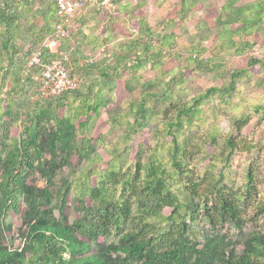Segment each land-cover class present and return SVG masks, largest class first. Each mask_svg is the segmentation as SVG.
Returning a JSON list of instances; mask_svg holds the SVG:
<instances>
[{"label":"trees","instance_id":"trees-1","mask_svg":"<svg viewBox=\"0 0 264 264\" xmlns=\"http://www.w3.org/2000/svg\"><path fill=\"white\" fill-rule=\"evenodd\" d=\"M42 1L56 16V0ZM102 1L86 4L70 24L71 35L58 42L59 51L70 60L77 87L54 97L32 100L42 85L43 66L61 57L42 48L59 19L56 16L51 32L45 30L27 45L29 40L21 36L19 24L26 6L34 0H0V51L5 61V66H0V264H264V231L257 227L245 230L240 207L244 195L251 197L257 193L252 172H247L238 191L223 182L221 167L218 176L211 175L203 189L189 169L193 150H202L206 142H216L220 134L216 115L208 122L202 105L212 96L229 97L239 77L248 75L256 65L264 66V59L255 55L248 58L245 68L231 72L226 85L211 86L185 102H171L163 112L161 126L153 131L151 147L138 144L133 167L123 170L109 165L97 171L91 183L85 175L81 176L75 193L77 217L69 220L68 197L75 184L60 173L67 164V155L71 153L79 163L90 146L102 141L101 137L91 140L85 134L93 114L101 108V104L89 100L97 96L100 87L115 86L126 68L109 63L108 58L97 63L83 59L87 33L82 26L76 27L74 21ZM194 3L182 0L179 12L184 13ZM258 6L255 3L238 7L235 14L253 13ZM139 25L137 45L144 53L149 52L156 39L161 47L151 55L157 57L164 47L162 38L148 29L143 19H139ZM246 30L243 29L248 33ZM38 50L43 54L40 64L28 67L29 57ZM192 61L199 70L212 68L210 60L193 57ZM144 62L139 60L135 66L142 67ZM9 79L11 83L7 85ZM171 90L172 85H168L139 97L131 108L132 122L126 127L128 140L145 130L150 103ZM65 101L78 103L83 110L81 116L73 118L79 134L69 151L64 145L70 133L57 113ZM255 108L264 118V105ZM81 117L84 119L80 120ZM114 120L118 119L111 123ZM249 120L250 114L245 111L233 121L225 139L227 151L213 154V167L222 159L228 161L237 150L233 133L240 132ZM15 128H19L16 134ZM193 133L197 135L194 137ZM131 152V147L124 146L115 160L126 164ZM144 154L148 155L147 160L143 159ZM35 173L44 186L37 184ZM29 176L32 178L27 180ZM18 192L23 196L25 210L16 200ZM185 194L189 197L183 202L181 195ZM260 203L264 215V200ZM165 208L171 209L168 217L163 213ZM10 209L21 214L25 225L21 229L23 244L16 249L3 243L2 218ZM165 220L167 228L161 224ZM223 221L236 230L234 239L220 231ZM203 222L209 224L207 230ZM127 224L130 230L116 241L106 242L112 228L120 230Z\"/></svg>","mask_w":264,"mask_h":264},{"label":"rangeland","instance_id":"rangeland-1","mask_svg":"<svg viewBox=\"0 0 264 264\" xmlns=\"http://www.w3.org/2000/svg\"><path fill=\"white\" fill-rule=\"evenodd\" d=\"M114 1L115 3H111V0H103L99 6L85 11L74 21L76 27L82 26L87 33V43L82 49L85 61L93 60L97 63L108 58L109 63H117L126 68L124 67L115 86L108 89L100 87L97 96H92L89 100L93 104H101V108L98 114H93L85 134L91 140L101 137L102 141L95 147L90 146L87 155L79 163H76L71 153L67 155V164L60 173L61 177H68L75 184L68 197L69 208L66 213L69 220L77 217L74 209L75 193L81 176L85 175L91 183L97 171L106 169L109 165L114 164L116 169L123 170L127 166L133 167L134 152L138 144L144 143L151 147L153 131L161 126L163 112L171 102H185L211 86L226 85L231 72L245 68L251 55L264 59V0H194L195 3L184 13L179 12L182 0ZM255 3L259 6L253 13L247 11L235 14L238 7ZM139 19H143L147 28L162 38L160 41L162 40L164 47L161 48L160 55L157 53V57L156 54L151 55L161 47L156 39L149 52L144 53L141 45H137ZM55 21L56 16L48 8V4L42 0H34L23 12L19 32L22 37H27V45H30L45 30L51 32ZM245 28L248 33L243 31ZM16 44L21 43L17 40ZM193 57L212 61L211 70L195 68ZM139 60L145 61L142 67L135 66ZM0 66H5L1 51ZM68 66L72 71L70 60ZM9 81L7 85L11 83V79ZM168 85H172L171 92L150 103L145 130L128 140L126 127L128 122H132V106L144 92L166 89ZM38 98L36 93L32 95V100ZM260 105H264V66L256 65L248 75L236 80L235 91L229 97L212 96L202 105L201 110L208 122L216 115L220 134L216 142H206L202 150H193L189 169L203 189L211 175L218 176V169L221 167L223 182L238 191L245 175L251 171L257 193L251 197L244 195L240 202L242 217L245 219L244 229L257 227L264 231V215L260 211V201L264 200V118L261 111L255 108ZM245 111L249 112L250 120L240 132H234L232 137L237 150L228 161L222 159L217 167H213L211 157L219 151H227L225 139L233 128V121ZM82 112L78 103L71 104L68 101L57 110L70 133L64 145L68 151L79 134L77 122H73V118L81 116ZM113 119H121L123 123L114 120L113 124ZM18 131L19 128H15L13 133ZM196 135L193 133L194 137ZM170 139L169 137L167 141ZM124 146L132 148L126 164L115 160ZM147 157L144 154L143 159L147 160ZM33 177L40 187L44 186L38 173L33 174ZM31 178L29 176L27 180ZM188 197L186 194L181 195V200L187 201ZM16 200L22 210H25L26 204L21 193L16 194ZM51 205L54 207L55 201ZM54 213L57 216L58 210ZM163 213L168 217L171 209L165 208ZM22 220L21 214H16L12 209L3 215V243L11 249L20 248L23 244L21 229L25 225ZM161 224L163 228L169 226L166 220ZM203 228L207 230L209 224L203 222ZM219 228L234 239L236 230L229 223L223 221ZM130 229V224L124 225L120 230L112 228L106 242L116 241Z\"/></svg>","mask_w":264,"mask_h":264},{"label":"built area","instance_id":"built-area-1","mask_svg":"<svg viewBox=\"0 0 264 264\" xmlns=\"http://www.w3.org/2000/svg\"><path fill=\"white\" fill-rule=\"evenodd\" d=\"M96 0H56V16L59 23L54 28L51 36L44 40L42 48L48 49L51 53L60 54V58L54 59L51 63L43 66L40 81L42 85L38 91V97L49 98L60 95L64 91L77 87V77L71 75L69 69V58L58 49L60 39L68 38L72 33L71 22L82 8L88 3ZM41 50L34 52L28 59L27 66H37L41 62Z\"/></svg>","mask_w":264,"mask_h":264}]
</instances>
